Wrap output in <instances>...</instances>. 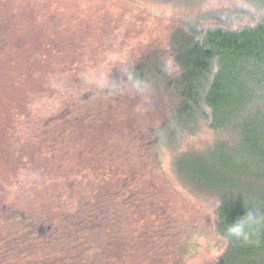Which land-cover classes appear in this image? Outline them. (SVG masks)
Instances as JSON below:
<instances>
[{"label": "trees", "instance_id": "trees-1", "mask_svg": "<svg viewBox=\"0 0 264 264\" xmlns=\"http://www.w3.org/2000/svg\"><path fill=\"white\" fill-rule=\"evenodd\" d=\"M123 1L0 0V264H178L197 223L163 149L204 121L221 139L261 124L248 134L264 153V16L241 30L183 20L150 52L147 17ZM198 169L189 179L220 195L215 264H264V208ZM247 212V238L231 236Z\"/></svg>", "mask_w": 264, "mask_h": 264}, {"label": "rangeland", "instance_id": "rangeland-1", "mask_svg": "<svg viewBox=\"0 0 264 264\" xmlns=\"http://www.w3.org/2000/svg\"><path fill=\"white\" fill-rule=\"evenodd\" d=\"M126 1L123 2L135 10L136 15L142 14L147 17L145 19L147 23L141 24V30L136 31V35L141 42L139 44L145 46L143 50H151L150 52L157 51L159 46L157 43L165 41L164 44H166L180 29L179 24L183 23V20L198 22L199 26L222 25L226 28L241 30L254 26L264 16V0ZM120 11L124 13V9L120 8ZM137 45L123 50L125 52L143 51H140V46L136 48ZM261 126V124H244L238 127L240 129L235 131V134H233L234 131L228 132L230 136L232 135V139L227 137L221 139L207 123L201 121L199 128L180 133L171 147L163 149L164 168L183 196L179 197L181 206L190 213V219L197 223L190 236V243L186 251H183L178 264H215L227 247V240L220 233H216L215 229L216 209L220 205V195L214 190L205 189L207 184L199 182L195 185L189 179L193 176L191 171L198 169L200 164L207 168L197 170L199 178L203 177L201 172L206 173L212 166L215 168V180L225 181L230 184L229 188L232 192L237 193L236 196L250 198L251 203L264 208V180L262 179L264 153L262 154L260 149H255V145L251 143L252 137L248 134ZM263 137L261 139L264 149ZM253 153L261 157L260 164L254 163L253 159L257 157ZM178 162L181 163L180 174L183 178L180 174L178 175ZM223 165L225 170L220 169ZM211 178L212 176L202 180ZM197 208L204 213L199 215ZM260 210L264 212V209ZM179 256L178 254L177 258Z\"/></svg>", "mask_w": 264, "mask_h": 264}, {"label": "clouds", "instance_id": "clouds-1", "mask_svg": "<svg viewBox=\"0 0 264 264\" xmlns=\"http://www.w3.org/2000/svg\"><path fill=\"white\" fill-rule=\"evenodd\" d=\"M129 81L131 88L137 92H143L147 88L146 82L136 79L134 74L129 76ZM102 86L114 90H118L120 87L119 85L113 84V82L108 80H104ZM254 222H255V217L250 212H247V214L244 217L238 219L234 223H231V225H229V227L227 228V231L231 236L237 238L243 237L246 239L247 238V233L245 230L246 225Z\"/></svg>", "mask_w": 264, "mask_h": 264}]
</instances>
